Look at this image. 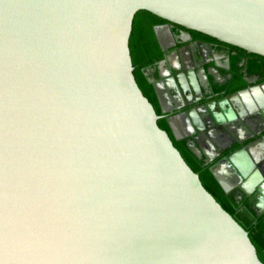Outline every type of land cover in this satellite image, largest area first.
<instances>
[{
  "label": "water",
  "instance_id": "1",
  "mask_svg": "<svg viewBox=\"0 0 264 264\" xmlns=\"http://www.w3.org/2000/svg\"><path fill=\"white\" fill-rule=\"evenodd\" d=\"M154 16L264 66V0H0V264H264L156 123L160 82L159 114L134 80L130 27ZM168 81L196 99L192 71ZM234 153L207 166L224 191V163L257 170ZM253 196L259 213L264 178Z\"/></svg>",
  "mask_w": 264,
  "mask_h": 264
},
{
  "label": "flooded vegetation",
  "instance_id": "2",
  "mask_svg": "<svg viewBox=\"0 0 264 264\" xmlns=\"http://www.w3.org/2000/svg\"><path fill=\"white\" fill-rule=\"evenodd\" d=\"M154 27L164 45L162 49L159 47L164 53L155 61L154 66L146 67L144 73L150 86L152 81H159L162 86L167 103L166 110L161 112L160 116L174 119L177 129H170L169 124L168 126L172 135H177L175 138H183L186 146L187 140H192L201 152V165L208 166L229 150L242 146L245 154L234 153V159L240 164L239 167H245L247 162L243 156H250L254 163L256 160L257 170L247 168L244 176H239L235 169L224 163L226 176H223L222 170L219 172L230 184L229 189L234 190L236 197L243 194L247 207L250 203L254 204L253 195L257 192L258 183L264 178V66L252 63L253 68L249 69L247 60L242 58V62L238 61L241 67L237 76L230 57L220 45L186 27L168 21L153 23L152 28ZM175 70H190L194 74L195 90L189 89V97L196 98L193 101L186 100L178 88L168 81V77ZM240 90L245 93L229 96ZM153 96L156 100L154 92ZM217 112H221L222 120L215 122L213 114ZM184 117L189 121L193 132L185 133L187 130L183 124ZM215 117L218 119V114H215ZM220 125L232 129L233 139L228 146L221 145V148H215L214 154H210L204 147V133ZM196 136L203 143L202 149L195 141ZM254 215H261L264 219V210Z\"/></svg>",
  "mask_w": 264,
  "mask_h": 264
},
{
  "label": "trees",
  "instance_id": "3",
  "mask_svg": "<svg viewBox=\"0 0 264 264\" xmlns=\"http://www.w3.org/2000/svg\"><path fill=\"white\" fill-rule=\"evenodd\" d=\"M165 21V19L159 16H154L144 20L140 23L132 25L130 27L128 36V49L132 65L131 71L134 80L142 94L146 96L151 104H153L152 106L156 113H159V109L156 104V100L154 99L150 82L147 80L144 70L148 66H154L155 61L163 56L164 51L159 48V45L155 40L152 27L153 23ZM170 23L179 25L172 22ZM221 49L224 50L230 57V62L234 66L236 75L238 76L241 67V65L238 64V61H241L242 57L234 54L233 52L230 53L229 50L223 48L222 46ZM246 63L248 67H252L251 62L247 61ZM153 74L155 75V73ZM156 123L159 125V127L166 131L168 137L174 143V145L180 150V152L185 156V158L190 162V164L195 168V170L206 181V183L211 187V189L216 193V195L221 199V201L227 206V208L232 212V214L237 218V220L264 251V219L261 217V215H254V212L245 205V195L242 194L241 196L236 197L234 190H222L207 169V166L201 165L200 157H197L185 145L183 138H175L172 135L165 118L163 116H159L156 118Z\"/></svg>",
  "mask_w": 264,
  "mask_h": 264
},
{
  "label": "crops",
  "instance_id": "4",
  "mask_svg": "<svg viewBox=\"0 0 264 264\" xmlns=\"http://www.w3.org/2000/svg\"><path fill=\"white\" fill-rule=\"evenodd\" d=\"M183 122H184L183 124L185 125L184 128L187 130V132H185V133H188L189 131H190L189 133L193 132V129H191L190 126H189V121L187 120V118L186 119L184 118V121ZM220 126H216L215 128L210 129L207 133L206 132L204 133V135H205V137H204L205 140H203V141H205L204 147H206V150H208L209 151L208 153H210V154H214L215 148H218L219 149L222 146H224V147L228 146V144L233 139L232 138V131H231L232 129L229 128V127H225L223 125H220ZM175 127H173V129ZM175 129H177V128H175ZM195 141L198 142L200 144L201 148H202V146H203L202 144L203 143H202L201 139H199L196 136V140ZM243 158H244V156H243ZM235 160L236 159H234V161ZM243 162H241V164ZM235 163H237V161H235ZM238 165H240V164H238ZM242 166H244V165H242ZM222 174H223V176H226V174H224L223 171H222Z\"/></svg>",
  "mask_w": 264,
  "mask_h": 264
},
{
  "label": "bare ground",
  "instance_id": "5",
  "mask_svg": "<svg viewBox=\"0 0 264 264\" xmlns=\"http://www.w3.org/2000/svg\"><path fill=\"white\" fill-rule=\"evenodd\" d=\"M236 161V160H235ZM218 177H219V179L221 180V182H223V183H227L226 181H225V179L222 177V175L219 173L218 174Z\"/></svg>",
  "mask_w": 264,
  "mask_h": 264
},
{
  "label": "rangeland",
  "instance_id": "6",
  "mask_svg": "<svg viewBox=\"0 0 264 264\" xmlns=\"http://www.w3.org/2000/svg\"><path fill=\"white\" fill-rule=\"evenodd\" d=\"M251 68H253V67H250L249 69H251ZM223 126H224V125H223ZM223 126H222V127H223ZM220 127H221V126H220ZM224 128H225V127H224Z\"/></svg>",
  "mask_w": 264,
  "mask_h": 264
}]
</instances>
